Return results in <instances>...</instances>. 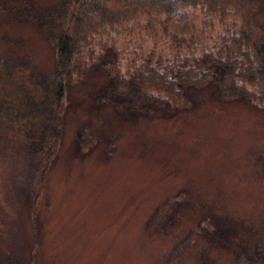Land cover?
<instances>
[{
	"label": "rangeland",
	"instance_id": "obj_1",
	"mask_svg": "<svg viewBox=\"0 0 264 264\" xmlns=\"http://www.w3.org/2000/svg\"><path fill=\"white\" fill-rule=\"evenodd\" d=\"M190 12L173 33L201 27L200 9ZM5 53L52 69L51 46L27 25L0 24ZM104 76L67 87L59 147L33 205L34 165L0 145V264H247L241 245L262 250L264 264L263 102L202 92L173 117L123 120L92 103Z\"/></svg>",
	"mask_w": 264,
	"mask_h": 264
},
{
	"label": "trees",
	"instance_id": "obj_2",
	"mask_svg": "<svg viewBox=\"0 0 264 264\" xmlns=\"http://www.w3.org/2000/svg\"><path fill=\"white\" fill-rule=\"evenodd\" d=\"M263 6L264 0H0V24L31 27L53 51L48 73L27 56L0 54V121L7 124L0 145L34 165L25 185L30 206L59 147L66 89L91 71L106 77L93 105L123 120L154 112L173 117L202 92L264 105ZM196 7L201 27L188 38L173 33V22ZM248 248L238 247V260L262 261V250Z\"/></svg>",
	"mask_w": 264,
	"mask_h": 264
}]
</instances>
